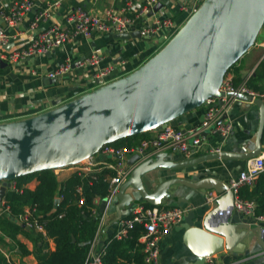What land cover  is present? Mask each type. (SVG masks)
<instances>
[{
	"label": "water",
	"instance_id": "water-1",
	"mask_svg": "<svg viewBox=\"0 0 264 264\" xmlns=\"http://www.w3.org/2000/svg\"><path fill=\"white\" fill-rule=\"evenodd\" d=\"M263 26L264 0H204L171 40L135 71L68 102L56 100L49 111L0 123V213L13 181L76 167L99 154L105 145L166 128L201 109L210 98L235 97L253 102L260 110L253 151L240 147L243 154L207 153L177 163L167 160L168 152L146 160L134 155L128 161L130 177L116 193L101 199L100 211L116 213L120 219L135 201L133 194L159 207L164 199L189 190L188 197L178 199L188 212L177 230L184 231L185 246L198 258L195 264H206L225 248L233 256L244 257L238 264H264V228L251 224L248 218L236 219L228 181L218 177L217 167L208 166L218 161H247L261 151L264 101L242 93L225 95L220 88L231 68L254 47ZM114 37L129 41L140 34ZM0 65L5 64L0 61ZM230 117L228 112L217 125ZM167 170L180 171L182 176L165 180L163 172ZM212 191L218 196L216 206L204 216L206 196ZM198 194L205 196V201L193 206ZM59 204L56 200L55 207Z\"/></svg>",
	"mask_w": 264,
	"mask_h": 264
},
{
	"label": "built area",
	"instance_id": "built-area-1",
	"mask_svg": "<svg viewBox=\"0 0 264 264\" xmlns=\"http://www.w3.org/2000/svg\"><path fill=\"white\" fill-rule=\"evenodd\" d=\"M2 1L0 0V3ZM203 1L182 0L176 2L175 5L178 7L180 14L185 16L183 22H177L170 9L161 5L160 0H123L118 7H111L102 11L89 10L82 6H77L69 11L59 23L54 20L55 12L60 7V1L48 3L43 8L38 6L40 0H27L23 4L12 8L8 14L0 6V9H2L0 16L3 24L8 27L18 25L26 11L37 8V14L32 24V30L35 31L36 35L26 48L14 49L10 47L7 49L12 45L10 44L11 37L5 31L6 26L0 27V61L6 64H15L63 49L73 39L90 40L97 36H115L133 32H139L140 38L144 40H155V45L166 44L167 40L178 32L191 13L197 10ZM45 23L48 26L40 30L41 25ZM262 46L264 48V44ZM103 59L102 55L95 53L83 61L77 62V67L79 68L97 67L92 78L94 87L85 93L129 74L125 70V63L102 67ZM71 72L72 62L67 59L65 63L50 73L49 77L55 79L66 76ZM97 81L102 83L98 85ZM220 91L225 93V95L233 93L247 94L252 96L253 99L259 98L264 101V92L253 90L247 83L236 84L232 72H228L226 75ZM80 95L82 94L76 97ZM236 101H238L237 98H229L227 96L208 99L203 105L205 110L204 121L188 131L184 132L179 128L168 125L166 128H160L149 133L147 138H141L133 144H127V146L105 145L100 153L109 158L107 163L98 164L95 161L92 162L93 157L76 166L78 169L77 174L81 176L83 183L76 188L74 204L79 208L87 206V199L84 193L86 185L92 186L94 183L99 182L100 179L109 185L110 194L116 193L132 172V168L126 164L127 155H139L142 160H146L164 151H171L191 159L200 154L209 135L220 134L226 138L232 131L231 124L226 122L217 125V123L230 111ZM205 133H209L207 137L204 136ZM218 152H220L219 149H213L212 151V153ZM263 173L264 141L259 155L247 160L245 168L239 172L236 178H231L229 182L230 189L234 194L235 211L245 216L256 215V202L241 197V191L244 188L254 187ZM11 189L20 192L24 191L21 188L17 189L15 181L11 183L9 190ZM209 197H207V202L212 203L214 200ZM63 198V195L57 196L59 202ZM1 209L2 212L0 214L12 215L9 202L5 196L1 202ZM90 212L91 216L98 220V230L91 245L86 264H104L103 259L107 254L110 243L114 240H133V234L139 228L141 229L137 238L136 251L143 255L146 264H158L162 237L169 230L179 227L183 223L188 210L182 207H153L146 202L136 203L131 213L118 221L113 235L106 241L100 251L96 250V246L101 230L104 228L105 216L101 215L97 208H91ZM64 216L65 213H62L59 218ZM258 218L264 221V215ZM12 219H14L13 221H15L16 225L35 232L44 240L51 239L46 227L47 221L37 205L25 206L19 214L13 215ZM0 252L6 262L5 264H14L12 254L15 253V249L6 250L0 246ZM206 264H212L210 258L207 259Z\"/></svg>",
	"mask_w": 264,
	"mask_h": 264
},
{
	"label": "crops",
	"instance_id": "crops-1",
	"mask_svg": "<svg viewBox=\"0 0 264 264\" xmlns=\"http://www.w3.org/2000/svg\"><path fill=\"white\" fill-rule=\"evenodd\" d=\"M25 1L27 0H3L0 3V6H2L3 11L8 14L11 12L12 8L23 4ZM56 1H60V7L55 12L56 15L54 21L59 23L69 11L77 6H82L89 10L102 11L107 8L118 7L122 4L123 0H40L38 6L45 8L48 3ZM177 1L182 0H160V3L161 5H164V7L170 9V12L175 16L177 22H183L185 16L180 14L178 7L175 5ZM1 10L2 9H0V11ZM36 14L37 8L26 11L21 22L18 25L11 27L3 24L0 16V27L6 26L5 31L11 37V47L14 49L26 48L31 41L34 40L36 34L35 31L32 30V24ZM45 26H48V24H42L40 30ZM107 40H109V42ZM138 40L142 41L144 39L137 38L124 41L108 35L97 36L90 40L77 38L66 44L63 49L52 51L44 56H38L15 64L4 63L5 65H0V123L18 121L49 111L53 108L54 101L61 100L65 103L76 98L77 95L83 94L93 88L94 82L92 81V78L97 67H77L78 61H83L92 54L96 53L104 57L102 67L125 63L126 72L131 73L135 71L154 53L158 52L159 46H161L155 45L157 48H154L153 51L149 52L150 50H146L147 48H145V46L143 48L144 50L140 48L139 43L137 42ZM263 44L264 40L258 45L260 52L257 64L249 68L242 61V63L237 65L235 70L231 71L234 74V82L236 84L247 83L249 86L253 78H257L256 69L262 64V62H264L262 60L264 54ZM67 59L72 62V72L63 77L51 79L49 74L58 66L65 63ZM262 77L263 83L259 81L260 84L258 82L256 86L249 87L258 92H264V74H262ZM204 112V108L198 109L194 113H190L185 117L175 120L170 125L179 128L184 132L188 131L201 123V118L204 116ZM229 112H231V117L227 122L231 124L233 132L235 133H232L231 131L226 138L219 134L209 135L199 155L212 153L213 149H219L220 152L239 154L244 153L240 147H246L249 151L255 149V140L260 122V110L258 106L253 102L236 101ZM164 152L169 153L167 157L168 161L176 163L191 160L199 156L197 155L188 159L182 154L172 153L171 151ZM133 156L134 154L126 156L127 165L128 161ZM94 161L98 164H102L107 163L109 158L103 153H99L92 159V162ZM246 162L247 161L240 160L218 161L208 163V166L213 170L217 167L219 172L218 177L229 183L233 176H238L239 172L245 168ZM224 166H226V169ZM77 170V167H72L55 171L59 183V190H62L65 182L71 176L75 175ZM163 174L165 180L182 176L180 171L171 172L167 170L164 171ZM259 179L254 187L244 189L252 192L259 184ZM38 184V179H30L21 186V190L27 189L35 191ZM147 188L149 191H152L150 186L147 185ZM8 190L9 189H7V191ZM128 192L132 194L134 191L129 188ZM189 192V190L184 189L180 193H176L173 199H164L161 207H182L187 209V205L184 203L180 204L178 199L188 197ZM133 196L135 197V201L130 207L122 212L120 219L116 213L112 215L101 213L100 201L102 197H97L95 200V205L97 206L99 213L105 216L104 228L101 230L96 246L97 251L102 250L106 241L113 235L118 221L127 217L136 203L145 202L137 194H133ZM209 196L213 200L217 198L215 191L208 193L206 197ZM206 197L198 194V201H192L193 206L203 204ZM249 200H254L256 202L255 199ZM215 206L214 201L208 203V206L203 210L204 216L215 208ZM261 210L262 209H260V211ZM257 211L258 209L256 212ZM263 215L264 213L259 215L256 214L255 216H245L235 211L236 219L248 218L251 224L261 228H264V221L260 220L258 217ZM12 217L13 215L11 214H0V219L7 218L14 223L15 221H13L14 219H12ZM177 228L178 227H175L169 230L162 237L158 264H195L197 262V256L184 244V231H178ZM24 230V232L17 234L15 238H10L9 235L7 236L0 231V242L2 243H0V246L6 250L15 249V253L12 254L14 264H37V247L41 246V244H38L37 246V241L44 242V253L55 251L56 243L52 238L50 240H44L35 232L26 229ZM20 246H23L24 253L20 250ZM134 251L136 252V248ZM0 256V264H2L3 256L1 252ZM242 258L244 257L233 256V254L225 248L221 253L211 257L210 262L212 264H238Z\"/></svg>",
	"mask_w": 264,
	"mask_h": 264
},
{
	"label": "trees",
	"instance_id": "trees-1",
	"mask_svg": "<svg viewBox=\"0 0 264 264\" xmlns=\"http://www.w3.org/2000/svg\"><path fill=\"white\" fill-rule=\"evenodd\" d=\"M235 68L236 65L229 72ZM252 81L258 83V77L253 78ZM257 83L255 84L257 85ZM255 84L253 85L250 82L249 86H256ZM148 136L149 133L125 139L123 142L133 144L137 139L147 138ZM33 178L39 181L35 191L27 189L23 192L8 190L5 197L9 202L12 215L19 214L27 205H37L47 221V231L50 238L55 241L56 249L55 251L44 253V242L37 241V246L41 244L40 247H37V264H86L91 245L98 230V220L91 216L90 209L97 197L104 198L110 194L109 185L102 179L92 186L86 185L84 193L87 199V206L79 208L74 204V200L76 199V188L82 185L83 181L77 173L65 182L62 190H59L55 171H45L20 178L15 181L17 189L19 190L24 183ZM58 195H63L64 198L58 207H55ZM241 197L255 199L258 209L256 214L264 213V174L260 176L257 187L252 192L243 189ZM260 209L262 210L260 211ZM62 213H65V216L59 218ZM140 229L133 234V240L112 241L103 259L104 264H146L143 255L139 251H134ZM0 231L7 236L9 235L10 238H15L17 234L25 230L7 218H1ZM20 250L23 253L25 252L23 246H20ZM2 262V264L6 263L4 258Z\"/></svg>",
	"mask_w": 264,
	"mask_h": 264
},
{
	"label": "rangeland",
	"instance_id": "rangeland-1",
	"mask_svg": "<svg viewBox=\"0 0 264 264\" xmlns=\"http://www.w3.org/2000/svg\"><path fill=\"white\" fill-rule=\"evenodd\" d=\"M171 40V38H169L168 40H167V42H166V44L169 42ZM264 40V26H263V28H262V30H261V32H260V34H259V36H258V38H257V41H256V44L254 45V47L236 64V67H237V65L238 64H240V63H242V61L244 62V64L245 65H247V67H249V68H251V67H253L255 64H257L258 63V59H259V52H260V49H259V47H258V45L259 44H261L262 43V41ZM108 42H109V40H107ZM113 41H118V40H113ZM138 43H139V46H140V48L141 49H143L144 48V46H145V48H147L146 50H150L149 52H151V51H153L154 50V48H157L156 46H155V42L154 41H146V40H138L137 41ZM166 44H162L161 46H159V50L158 51H160ZM144 50V49H143ZM157 53V52H156ZM156 53H154L150 58H152ZM149 58V59H150ZM148 59V60H149ZM147 60V61H148ZM233 70H235V69H233ZM232 70V71H233ZM256 74H257V77H258V82L260 81L261 83H263L262 82V74H264V64H261V65H259L258 67H257V69H256ZM257 81V80H256ZM260 82H259V84H260ZM255 83H257V82H253L252 81V84L254 85ZM256 85V84H255ZM263 85V84H262ZM203 108V107H202ZM124 140H121V141H119V143H114V144H112V145H114V146H127V144H128V142H123ZM137 141H138V139H137ZM135 142V141H134ZM55 175H56V173H55ZM0 187H1V184H0ZM97 199V198H96ZM95 199V200H96ZM94 200V201H95ZM92 208H97L96 207V205L94 204V202H93V205H92ZM159 208H163V207H161V206H159ZM165 208V207H164Z\"/></svg>",
	"mask_w": 264,
	"mask_h": 264
}]
</instances>
